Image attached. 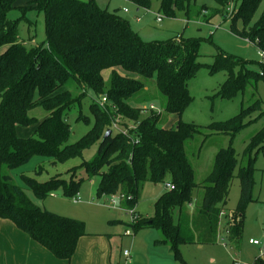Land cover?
<instances>
[{"label":"trees","instance_id":"16d2710c","mask_svg":"<svg viewBox=\"0 0 264 264\" xmlns=\"http://www.w3.org/2000/svg\"><path fill=\"white\" fill-rule=\"evenodd\" d=\"M152 1L132 0L143 9H150ZM159 1L160 11L169 18L177 11H183L188 20L202 16L204 7L196 9L195 0ZM216 1L225 8L230 0ZM262 1L241 0L239 8L233 0L235 15L227 18L234 34L256 43L264 52V12L260 21L248 26ZM31 8L45 15L47 40L29 46L19 36V22L9 17L18 9V0H0V50L3 49L0 52V220L12 222L56 259L70 262L80 240L89 235L85 223L38 207L25 188L13 180L12 173L39 157L42 162L35 175H41L46 165L57 167L83 158L84 150L96 144V159L70 169L69 179L57 174L41 182L22 175L25 186L40 201L59 187H64L66 195L74 198L84 181L98 177V196L118 194L122 209L126 210L135 206L142 185H164L170 176L175 189L166 188L156 201L155 215L141 216L133 228L135 233L141 228L158 229L161 232L158 243L169 245L175 257H180L184 245L218 242L231 183L239 168L240 198L223 230L225 240L236 243L238 248L245 230V211L255 201L254 175L258 153L264 149V127L252 137L242 159L237 158L232 143L216 154L212 172L201 185L202 206L191 215L186 205L191 204L199 185L194 182L193 166L185 146L201 128L185 123L182 116L193 100L188 83L201 66L200 41L145 43L127 20L116 12L100 9L95 0H35L23 7L22 12L25 14ZM220 10H213L211 17L222 13ZM240 20L244 22L243 30L238 29ZM238 67L242 65L237 59L219 51L211 71L231 72L220 93L222 98L237 96L246 87L248 73L258 74L242 67L235 76ZM107 70L109 81L104 77ZM149 82L167 99L166 118L163 112L143 107L142 95L152 86ZM90 92L96 98H106V103L92 112L95 123L91 131L70 143L69 113L81 107ZM254 106L242 107L237 117L212 123L207 128L215 134L234 135L246 126L245 119ZM36 108L49 114L40 123L29 115ZM148 111V117L143 118V112ZM172 117L177 122L167 128L165 121ZM36 124L38 127L31 137L18 135V127ZM108 131L111 135L106 137ZM79 171L85 172V176H78ZM177 205L181 207L175 220L173 210ZM255 264H264V259L258 258Z\"/></svg>","mask_w":264,"mask_h":264},{"label":"rangeland","instance_id":"374dc122","mask_svg":"<svg viewBox=\"0 0 264 264\" xmlns=\"http://www.w3.org/2000/svg\"><path fill=\"white\" fill-rule=\"evenodd\" d=\"M35 0H18V9L14 10L9 17L19 22V36L29 46L46 42V20L45 15L36 9H27L25 14L22 8L28 6ZM87 1V0H82ZM98 7L110 12H116L127 20L131 29L137 33L145 43H178L182 39H198L200 41L201 64L198 71L189 81V91L193 100L182 116L185 123L196 124L200 132L194 138L187 141L185 150L190 163L193 166L194 182L199 187L194 191L193 199L187 204L191 214L202 206L204 189L203 182L212 172L216 154L230 147L231 143L236 151L237 158L242 159L246 148L252 137L264 127V63L258 56L260 49L256 43L236 35L231 30V21L225 14L227 8L231 7L230 0L222 8L216 0H195L193 5L196 9L203 8L202 16L186 18L183 11H177L174 17H167L160 11V1H152L150 9L137 7L132 0H95ZM240 8L241 0H236ZM228 4V5H227ZM227 5V6H226ZM206 7V8H205ZM222 9V13L213 17L212 11ZM221 12V10H220ZM230 14L232 18L235 13ZM264 12V0L259 9L249 22V27L254 26L262 18ZM237 14V13H236ZM161 17L159 22L157 19ZM211 19L209 20V18ZM26 18L30 24L25 21ZM209 21V22H208ZM244 22L240 20L238 29L243 30ZM0 50V52H2ZM219 51L227 57L237 59L244 70L256 72L248 73L245 80L246 87L235 97L222 98L220 93L227 83L231 72L228 70L211 71ZM263 65V67H262ZM242 67L235 68L234 75L238 76ZM118 72L132 77L131 74L122 69ZM107 81L110 80V71L104 72ZM255 78L260 80L255 81ZM263 78V79H262ZM151 88L142 95L144 108H150L163 112L167 99L157 90L153 82H149ZM103 98L89 93L81 107L69 113L68 122L71 129L69 142L75 143L87 135L95 123L92 112L102 107ZM253 110L245 119L246 126L238 130L234 135L229 133L215 134L207 128L212 123L227 122L237 117L242 107H250ZM103 108V107H102ZM150 112H143V118H147ZM29 115L37 118L39 123L45 120L49 114L42 108L32 110ZM80 117V120L78 118ZM163 117V118H164ZM177 118L172 117L165 121L167 128L175 126ZM38 124L26 127L20 137L27 138L35 134ZM98 156V145L94 144L83 152V158H77L66 164H58L57 167L45 166V171L36 176L35 170L42 162L39 157L33 158L27 165L12 173L13 180L25 188L27 195L41 209L51 213L81 220L86 225L89 234L80 240L76 254L71 264H255V261L264 255L259 247L252 246L249 240H262L264 237V149L258 153L256 173L254 175L255 185L253 190L254 202L245 211V227L242 240V250L238 252L236 243L225 241L223 232L227 222L231 219V212L236 210L240 198V181L237 178L238 170H235V178L230 187L225 214L222 216L219 228V240L215 245L203 246L197 244L184 245L180 248V257H175L169 245L159 244L161 232L156 228H141L135 233L131 227L132 217L122 204L119 195L98 196L97 189L99 178L86 180L79 188V201L66 195L64 187H59L46 200L40 201L25 186L22 175L35 177L38 181L45 182L57 174H67L70 169L81 165L82 162H93ZM78 176H85V172L79 171ZM171 177H166V183H145L139 188L135 200V211L143 218H151L155 215L156 201L170 184ZM180 205L175 206L173 217H179ZM128 208V207H126ZM130 230L132 235H127ZM264 250V243L262 244ZM127 252L128 256H124ZM69 262H61L68 264Z\"/></svg>","mask_w":264,"mask_h":264},{"label":"crops","instance_id":"0c3cea01","mask_svg":"<svg viewBox=\"0 0 264 264\" xmlns=\"http://www.w3.org/2000/svg\"><path fill=\"white\" fill-rule=\"evenodd\" d=\"M24 130V127H18V135L20 131L23 132ZM199 246L202 248L203 246L210 245ZM261 248L262 246L259 247L260 252L262 250ZM241 250L242 241L238 247V252ZM61 262L67 263V261L56 259L44 247L31 239L27 234L20 231L12 222L0 220V264H61ZM70 262L68 264H71Z\"/></svg>","mask_w":264,"mask_h":264},{"label":"built area","instance_id":"2783aa9c","mask_svg":"<svg viewBox=\"0 0 264 264\" xmlns=\"http://www.w3.org/2000/svg\"><path fill=\"white\" fill-rule=\"evenodd\" d=\"M231 4V7H229V8H227V13H228V15L230 16V14L232 13V11L234 10V4L233 3H230ZM159 22L162 20V18L161 17H158V19H157ZM258 56H259V58L261 59V61L264 63V52L263 51H261L260 50V52L258 53ZM102 107H104V105H105V103H106V98H103V100H102ZM150 108L152 109V110H155L156 109V107H154L153 105H151L150 106ZM166 188L168 189V190H174L175 189V187L172 185V184H167L166 185ZM73 200L75 201V202H78L79 201V195L77 194L74 198H73ZM128 214H130L131 215V217H132V222H131V227H133L135 224H136V222H137V220H139L140 218H141V216L139 215V214H137V212L135 211V208H130V209H126L125 210ZM225 213H223V215H224ZM126 234L127 235H132V232L130 231V230H127L126 231ZM224 240H225V238H224ZM226 241V240H225ZM264 241V237H263V239L262 240H255V239H251V240H249V243L251 244V245H253V246H258V247H260V246H262V244L264 243L263 242ZM261 254L262 255H264V250H261ZM124 256H128V253L127 252H125L124 253ZM234 264H243V263H239V262H235Z\"/></svg>","mask_w":264,"mask_h":264},{"label":"water","instance_id":"95a60500","mask_svg":"<svg viewBox=\"0 0 264 264\" xmlns=\"http://www.w3.org/2000/svg\"><path fill=\"white\" fill-rule=\"evenodd\" d=\"M109 135H111V131H108V132L106 133V137H108Z\"/></svg>","mask_w":264,"mask_h":264}]
</instances>
